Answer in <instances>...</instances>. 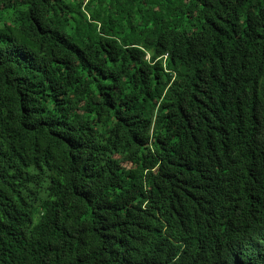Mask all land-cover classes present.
Listing matches in <instances>:
<instances>
[{"label": "trees", "instance_id": "16d2710c", "mask_svg": "<svg viewBox=\"0 0 264 264\" xmlns=\"http://www.w3.org/2000/svg\"><path fill=\"white\" fill-rule=\"evenodd\" d=\"M0 264H264V0H0Z\"/></svg>", "mask_w": 264, "mask_h": 264}, {"label": "clouds", "instance_id": "9594fccd", "mask_svg": "<svg viewBox=\"0 0 264 264\" xmlns=\"http://www.w3.org/2000/svg\"><path fill=\"white\" fill-rule=\"evenodd\" d=\"M85 1V4L89 1V0H84Z\"/></svg>", "mask_w": 264, "mask_h": 264}]
</instances>
